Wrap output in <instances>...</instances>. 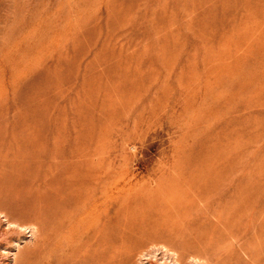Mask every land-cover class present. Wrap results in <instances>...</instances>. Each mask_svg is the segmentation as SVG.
Listing matches in <instances>:
<instances>
[{
    "label": "rangeland",
    "instance_id": "rangeland-1",
    "mask_svg": "<svg viewBox=\"0 0 264 264\" xmlns=\"http://www.w3.org/2000/svg\"><path fill=\"white\" fill-rule=\"evenodd\" d=\"M95 159L130 189L122 264H247L205 233L228 209L264 222V0H0V264L36 262L46 167Z\"/></svg>",
    "mask_w": 264,
    "mask_h": 264
},
{
    "label": "bare ground",
    "instance_id": "bare-ground-1",
    "mask_svg": "<svg viewBox=\"0 0 264 264\" xmlns=\"http://www.w3.org/2000/svg\"><path fill=\"white\" fill-rule=\"evenodd\" d=\"M68 163L62 166L54 162L47 166L37 180L39 187L28 198L27 204L36 211L35 217L47 214L52 217V223L46 224L48 232L39 246L42 249L36 250V262L26 264H56L62 262L63 256L75 258L71 245L82 244L83 239L88 243L84 251H76L75 258L80 264H122L131 253V244L125 242L128 233L113 244L109 232L110 210L114 200L120 201L118 208H121L130 189L120 184L113 187L109 170L98 159L91 160L92 166L87 171L81 169L78 161ZM256 216L252 212L236 214L229 209L219 213L213 231L205 233V253L216 241H226V245L218 248L219 259H230L244 252L249 260L247 264H259L255 259L264 255V222L259 216L254 221ZM215 232H220L219 236ZM129 234L133 238L134 234Z\"/></svg>",
    "mask_w": 264,
    "mask_h": 264
}]
</instances>
